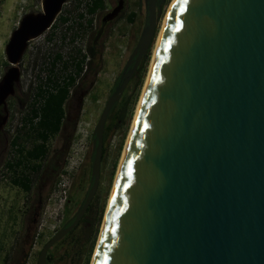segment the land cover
Here are the masks:
<instances>
[{"label": "water", "instance_id": "water-1", "mask_svg": "<svg viewBox=\"0 0 264 264\" xmlns=\"http://www.w3.org/2000/svg\"><path fill=\"white\" fill-rule=\"evenodd\" d=\"M143 1L146 23L93 132L91 187L37 264H48L96 194L107 120L151 47L165 0ZM66 3L41 0V12L25 14L12 32L0 132L29 44ZM91 264H264V0L171 5Z\"/></svg>", "mask_w": 264, "mask_h": 264}, {"label": "rangeland", "instance_id": "rangeland-1", "mask_svg": "<svg viewBox=\"0 0 264 264\" xmlns=\"http://www.w3.org/2000/svg\"><path fill=\"white\" fill-rule=\"evenodd\" d=\"M87 3L88 0H67L54 27L41 38L32 41L23 57L21 89L17 90L15 96L8 102L10 120L5 126V133L9 140L18 138L20 146L26 150L38 141L35 131L31 129L29 117L32 115L39 89H47L51 86L50 71L54 73L53 80H58L60 83L67 75L76 78V84L71 88L72 96L66 104V110L72 117L68 130L71 137L63 164L58 166L59 170L55 179L42 193L43 203L38 224L32 240L28 243L23 237L27 220L20 211L23 210L29 195L12 184V179L21 176V171L1 169V176L4 177L0 176V264H37L45 244L63 227L65 222L70 221L83 203L91 187L94 159L93 132L110 96L118 85L119 76L136 47L146 23L147 11L144 1L128 0L125 16L118 18L110 26L109 34L103 42L104 51L101 54L99 72L96 76L92 74L88 79H84V72L80 75L76 74L74 63H70L74 57L76 61L77 59L82 61L83 56L87 54L89 34L87 30L80 29L78 24L85 25L88 19L94 22L101 19L105 10L114 6V0H105V9L94 15L87 13ZM172 3L173 0H165L158 5L161 14L150 60L145 70L137 74L145 57L141 60L134 74V76L137 74V77L135 80L134 76L132 77L124 92L130 96L128 108L132 112H128L124 122L119 123L108 137L105 145L107 150L101 165L100 182L91 203L92 210L87 212L89 214L88 229L84 230V225H81L65 245L61 247L56 244L58 247L54 246L53 258L49 264H91L92 262L127 139L149 77L157 41ZM41 10V0H0V80L9 69L5 47L12 32L18 27L25 14L41 12ZM132 12L138 14L133 25L126 20L127 14ZM80 14L83 17H80ZM61 17L66 18L68 23L63 22ZM67 26L72 29H67ZM75 34H79L80 38L70 42V37H75ZM56 55L61 56L60 61H54ZM86 64L87 60L84 63L85 68ZM141 74L143 77L140 84L138 78ZM78 86L80 90L76 91ZM62 144L59 137L50 138L47 159L42 162L43 169L38 175L32 177L36 188L37 185L44 186L50 178L51 169L57 164V158L53 159V157L60 151ZM15 150L11 149L5 157L0 155V162H14L18 157ZM38 199H40L39 195ZM10 206L14 210L9 211ZM77 243L79 246L75 248Z\"/></svg>", "mask_w": 264, "mask_h": 264}, {"label": "trees", "instance_id": "trees-1", "mask_svg": "<svg viewBox=\"0 0 264 264\" xmlns=\"http://www.w3.org/2000/svg\"><path fill=\"white\" fill-rule=\"evenodd\" d=\"M87 13L90 15L96 14L100 10H104L105 0H88L87 3ZM80 17H83L82 14L79 15ZM138 18V14L135 12H132L129 14L127 18V22L131 25H133ZM61 20L63 22L67 21L66 18H62ZM54 27V26H53ZM157 30L155 32L154 40L151 44V47L144 58L143 64L141 65V68L138 69V73L141 70H145L146 64L149 62L151 57L152 48L155 42V38L157 35ZM61 56L56 55L55 56V62L60 61ZM87 60V64L89 66L93 67V75L99 72V65L101 63L99 51L97 50V47L94 42H92L88 48H87V54L83 56L82 61L74 57L72 59V62L74 63L75 72L76 74L80 75L85 71L84 63ZM90 61V63H89ZM86 64V65H87ZM95 64V65H94ZM95 66V67H94ZM51 77L50 83L51 86H49L47 89L40 88L39 93L36 96V103L34 104V107L32 109V115L29 117V121L31 122V129L32 131H35L37 142L34 144L30 149H25L24 147L20 146L19 139L15 138L12 141V149H16L15 152L17 153L18 157L14 162L7 161V167L14 171L18 172L21 171V176H16L12 179V184L16 187H20L24 189L25 191H29L34 183L33 176L38 175L42 169L43 164L42 162L46 159L49 148H48V142L51 137L55 136L58 132L61 131L62 126L65 123H71L72 117L66 110V104L71 98V88L76 84V78L73 76H66L63 77V82H59L58 80L54 81V73L53 71H50ZM137 74L134 76V80L137 77ZM143 75L141 74L139 79V83L142 82ZM56 79V78H55ZM138 82V81H137ZM80 90L79 86L76 88V91ZM130 105V96L124 94L121 101L115 106L110 118L108 119V122L104 129V150H103V159L106 154V143L108 141V137L111 135L112 130L119 126V123H123L126 116L128 115V112L131 113L132 110H130L128 107ZM36 121V123H34ZM92 210V204L90 205L88 209V213ZM86 214L82 221L78 224V226L69 234L67 235L63 240H61L59 243H57L58 246H63L66 244V242L73 236L75 231L81 226L84 225V230L88 229L89 226V214ZM55 247H58V246ZM74 245V244H73ZM79 246L77 243L75 245V248ZM53 247L49 252L47 256L48 263L52 261L53 258V251L55 250ZM79 254V252H77Z\"/></svg>", "mask_w": 264, "mask_h": 264}, {"label": "flooded vegetation", "instance_id": "flooded-vegetation-1", "mask_svg": "<svg viewBox=\"0 0 264 264\" xmlns=\"http://www.w3.org/2000/svg\"><path fill=\"white\" fill-rule=\"evenodd\" d=\"M127 3H128V0H114V6L110 7V9H108V10H105V14L101 19L96 20L95 22H94V20L88 19V20H86L85 25L78 24L80 29H82L84 31L87 30L88 34H89L86 49L88 48V46L92 42H94L96 47H97V50L99 51L100 60L102 58L101 54L104 51L103 50V45H104L103 42L109 34V28L118 18H120V17L122 18L125 16L124 13L127 11V8H128ZM119 5H121L123 7L120 14H119V17L113 21L105 20L107 15L109 13H111ZM128 16H129V14H127L126 20H127ZM65 23H68V21H65ZM67 29L71 30L72 28L68 27ZM75 35H76L75 37H70V40H69L70 42L74 41L77 38H80L79 34L78 35L75 34ZM89 63H90V61H89ZM92 68L93 67L89 66V64L86 65V69H85L84 75H83L84 79H88L89 76L93 74ZM96 75H97V73L95 74V76ZM120 76H121V74H120ZM120 76H119V78H120ZM83 93H85V92H83ZM2 119H3V113H2V110L0 109V122L2 121ZM9 120H10V115H9L8 121ZM68 130H69V123H65L62 126L61 131L55 135L61 139L63 144H62L60 151L53 157V159L57 158V164H56V167H53L51 169V176H50V178L47 179L44 186H41V185L38 186L37 185V188H36V183L34 182L29 191H25L24 189L18 187L19 190H21L22 192L29 195L27 201L24 203L25 206H24L23 210L20 211V213L23 214L25 220H27V224H26V227H25L24 233H23L24 241L26 243H28L32 240V235L34 234L36 226L38 224V218H39V214H40L39 212L41 210L42 203H43L42 193L45 192L49 188L50 184L55 179V177L58 173V170H59L58 166L59 165L61 166L65 160V157H66V154L68 151V145H69L70 137H71ZM12 141L13 140H9V137L5 133V128H4V130L2 132H0V155H4V157H5L10 152V150L12 149ZM46 159H47V157H46ZM3 168L10 170L7 167L6 161H4L3 163L0 162V176H1V172H2ZM3 177L4 176L2 175L1 178H3ZM38 195H39L40 199L37 200ZM12 209L14 210V208H12V206H10L9 211H11ZM86 214L84 216H86ZM74 216H75V214H74ZM73 217L70 219V221L65 222L63 224V227L67 224H70ZM82 219L80 220V222L82 221Z\"/></svg>", "mask_w": 264, "mask_h": 264}, {"label": "bare ground", "instance_id": "bare-ground-1", "mask_svg": "<svg viewBox=\"0 0 264 264\" xmlns=\"http://www.w3.org/2000/svg\"><path fill=\"white\" fill-rule=\"evenodd\" d=\"M175 0H173V2H174ZM173 4V3H172ZM169 12V11H168ZM168 15V14H167ZM166 18H167V16H166ZM166 18H165V21H166ZM165 21H164V24H165ZM164 24H163V27H164ZM163 27H162V29H163ZM161 32H162V30H161ZM160 35H161V33H160ZM159 39H160V36H159V38H158V41H157V45H156V48H155V52H154V55H155V53H156V50H157V46H158V42H159ZM153 59H154V56H153ZM153 62V61H152ZM152 66V65H151ZM150 74V73H149ZM147 81H148V79H147ZM147 83V82H146ZM146 87V86H145ZM143 93H144V91H143ZM143 96V95H142ZM141 100H142V97H141ZM141 100H140V102H141ZM140 102H139V105H138V108H137V112H136V116H135V119H134V122H133V126H134V123H135V120H136V117H137V113H138V110H139V106H140ZM133 126H132V128H133ZM132 128H131V131H132ZM131 131H130V134H131ZM130 134H129V137H130ZM129 137H128V139H127V142H128V140H129ZM126 146H127V143H126ZM126 146H125V149H126ZM124 152H125V150H124ZM123 156H124V153H123ZM123 156H122V159H123ZM122 159H121V162H122ZM120 166H121V163H120ZM120 166H119V169H120ZM118 173H119V170H118ZM118 173H117V176H118ZM116 180H117V177H116V179H115V183H116ZM115 187V186H114ZM114 187H113V190H112V193H111V197H112V194H113V191H114ZM110 200H111V198H110ZM109 203H110V201H109ZM108 210V209H107Z\"/></svg>", "mask_w": 264, "mask_h": 264}]
</instances>
